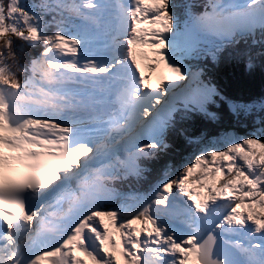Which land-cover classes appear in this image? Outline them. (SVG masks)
Returning a JSON list of instances; mask_svg holds the SVG:
<instances>
[{"label": "snow or ice", "instance_id": "snow-or-ice-1", "mask_svg": "<svg viewBox=\"0 0 264 264\" xmlns=\"http://www.w3.org/2000/svg\"><path fill=\"white\" fill-rule=\"evenodd\" d=\"M184 16L172 0H0V264H264V126L117 187L193 114L219 119L199 61L264 57V0Z\"/></svg>", "mask_w": 264, "mask_h": 264}, {"label": "trees", "instance_id": "trees-1", "mask_svg": "<svg viewBox=\"0 0 264 264\" xmlns=\"http://www.w3.org/2000/svg\"><path fill=\"white\" fill-rule=\"evenodd\" d=\"M180 2V3H179ZM193 4L194 6L202 5L203 0H172L174 6V12L177 21L180 22L184 18V8L186 4ZM202 11V9H197ZM243 48L244 45H239ZM264 49H257L261 51ZM229 53V51H226ZM216 68V72L207 75L205 79L215 86L222 96L226 99L221 105L214 106L213 111L217 112L219 119L211 120L204 119L197 116L195 122L191 124L189 121L178 125L177 129L183 133L176 138L171 136L170 144L171 148L175 150H166L159 158L152 160V162L145 164L148 171L145 173V177L140 182L131 180L130 186L134 192H143L151 187L158 179L161 170L167 166L170 170L175 171L177 166L188 163L189 157L194 154V148L198 143H189L188 147L184 146L185 136L189 138H195L203 144L208 137V142L213 137H218L222 133L235 132L240 135H246L247 133L257 128V124L254 120L259 117H264V112H260L259 108H256L255 114L250 118L248 115L245 117L243 113L239 115L243 121H246L249 126H243L244 122L236 119L228 111L227 100L233 101L237 104L243 102L246 104L254 103L257 106L264 103V57L254 56L255 67L249 69L244 59H233L229 54L220 57L219 62L227 61ZM237 60V61H235ZM221 103V102H219ZM264 126V125H263ZM184 139V141L182 140ZM186 149V150H184ZM170 151V153H169ZM155 162L154 165H151ZM143 183V186L141 184Z\"/></svg>", "mask_w": 264, "mask_h": 264}, {"label": "rangeland", "instance_id": "rangeland-1", "mask_svg": "<svg viewBox=\"0 0 264 264\" xmlns=\"http://www.w3.org/2000/svg\"><path fill=\"white\" fill-rule=\"evenodd\" d=\"M254 111L256 112V109H254ZM254 111H253V114H255ZM243 114H244V113H243ZM253 114H252V115H253ZM252 115H248V116L251 118ZM244 116L246 117L245 114H244ZM236 119H238V120H240V121H243L241 117H237ZM243 122H244V125H243V126H245V127H246V126H249L248 124H245V123H248V122H246V121H243ZM254 123H255V122H254ZM256 124H257V127H261V126H263L262 124H259V123H256ZM173 135H175V137L178 138V136H176L177 134H176L175 132L173 133ZM224 135H229V136H242V135H240V134H238V133H235V132H230V133H227V134H222V135H220V136H224ZM220 136H218V137H220ZM215 138H216V137L211 138V139L209 140V142H208V139H209V137H208V139H207L205 142H203V144H200V141H199V143H198V144L196 145V147L194 148V154H193L192 157H194V155L198 152L199 148H201V147H207V148L219 147L220 145L216 143ZM182 140L184 141V139H182ZM184 146L187 148V147H188V142H185V141H184ZM170 150H171V149H170ZM184 150H186V149H184ZM169 153H170V151H169ZM192 157H189L188 162L192 159ZM141 186H143V183L141 184Z\"/></svg>", "mask_w": 264, "mask_h": 264}]
</instances>
